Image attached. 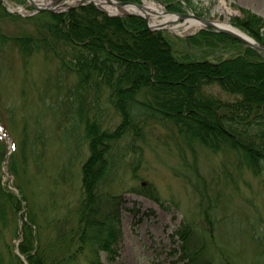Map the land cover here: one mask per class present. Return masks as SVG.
<instances>
[{
	"label": "trees",
	"instance_id": "1",
	"mask_svg": "<svg viewBox=\"0 0 264 264\" xmlns=\"http://www.w3.org/2000/svg\"><path fill=\"white\" fill-rule=\"evenodd\" d=\"M163 2L175 13L193 7L191 0ZM239 9L241 16L231 18V23L264 45V17ZM0 18L22 16L10 13L0 0ZM27 19L34 23L33 30L17 35L0 31V76L7 70L1 56L6 48L18 49L25 59V73L32 59L43 54L50 72L44 87L56 96V103L47 107L60 113L59 103L74 105L75 117L64 113L58 125L68 132L79 130V146L88 147V156L79 173L71 158L53 169L56 162L48 159L51 136L46 125L38 122L44 119L39 116L34 124L28 115L22 127L13 126L21 143L8 169L17 179L19 194L0 187V264H104L101 252L114 262L124 203L115 184L124 167L141 159L136 158L142 155L136 142L153 124L173 128L177 139L190 148L199 144L214 154L233 157L239 172L249 170L264 180V52L206 29L185 39L173 38L166 31L151 30L140 16H109L92 3L63 13L44 11ZM218 49L236 53L210 59ZM191 50L201 51L204 57H196ZM213 87L231 99L215 94ZM112 112L119 119L113 128L107 125ZM2 142L1 138L0 163L4 160ZM199 169L196 164V177L206 184L199 191L205 203L209 187ZM134 177L138 179L137 174ZM44 184L48 185L47 199L40 205L35 202L39 195L35 187L44 188ZM103 186L110 189L103 191ZM131 191L162 204L151 184ZM203 211L206 233L214 241L211 207ZM14 221L18 246L8 244L4 232ZM191 229L184 225L177 233L183 252L173 264H213L200 262L205 248L189 247Z\"/></svg>",
	"mask_w": 264,
	"mask_h": 264
},
{
	"label": "rangeland",
	"instance_id": "2",
	"mask_svg": "<svg viewBox=\"0 0 264 264\" xmlns=\"http://www.w3.org/2000/svg\"><path fill=\"white\" fill-rule=\"evenodd\" d=\"M67 1L69 0H65ZM149 1H155L162 6L158 0ZM191 1L193 7L187 8V12L202 13L204 17L218 22L231 24V18L241 16L239 8L249 9L264 17V0ZM3 5L8 11H20L22 19L0 18V31L17 35L23 30H33L34 23L27 19L28 15L33 13V10L28 9L29 3L20 4L15 0H4ZM162 7L167 11L166 7ZM179 24L184 26L171 29L176 27L171 25L163 31L173 38L183 39L201 31L187 29L188 25L185 23ZM179 47L184 53L188 52L184 44H179ZM215 52L217 54H211L210 59H223L236 53L235 50L224 49ZM191 53L199 58L204 57L199 50H191ZM1 56L7 70L0 76V133L3 134L0 139H3L4 144V160L0 163V187L18 194L17 179L10 174L8 162L21 143L19 132L16 130L22 127L23 117L28 115L32 116L31 121L34 124L40 119L39 116L44 119L38 122L46 125L47 135L51 136L48 159L56 162L52 168L58 169L57 164L62 166L67 158H71L79 173L81 163L88 156V147L85 144L79 146V130L68 132L64 125H58L59 117L64 113L70 118L75 117L74 105L66 101L59 103L60 113L53 111L54 108H48L56 103V96L53 95L54 92L48 93L44 87V81L50 73L44 55L35 56L27 65L26 73L22 68L25 59L18 49L6 48ZM211 91L225 100L231 99L217 87H213ZM60 94L66 95L64 92ZM41 111L48 113L42 116L39 114ZM118 122L119 119L115 118L113 112L108 115V127L113 128ZM14 125H17L15 130ZM54 132L59 133L60 137L54 135ZM176 133L171 127L153 124L146 129L144 138L136 142L138 147L140 146L138 154H142L136 158L141 159L134 160V164L129 168L124 167L123 175H120L117 185L115 184L117 192L124 198L118 224L121 237L115 245L118 256L114 262H110L107 253L101 252L103 263L173 264L181 258L183 252L177 233L184 225H188L192 228L189 247L193 250L205 248L200 262L264 264V180L249 170L239 172L233 157L214 154L199 144H194L193 148L186 146L185 142L177 139ZM197 157L198 162L195 161ZM131 159L130 156L127 161ZM196 164L200 167L201 176L207 179L209 187L205 197L208 201L204 199L205 203L204 194L202 198L199 191H203L206 184L198 181L194 170ZM50 172L53 173V170ZM136 174L138 179H134ZM143 184H146V187L151 184L162 204L131 191L132 188L139 189ZM43 186L44 188L35 187L39 194L35 202L40 205L45 204L47 199L45 190L48 185ZM108 189V186L102 187L103 191ZM66 194L70 197L71 191L68 190ZM209 206L216 225L214 241L205 230L203 210H207ZM17 226V221H14L4 231L8 244H19V240L13 236ZM21 227L22 223L19 224V228Z\"/></svg>",
	"mask_w": 264,
	"mask_h": 264
},
{
	"label": "bare ground",
	"instance_id": "3",
	"mask_svg": "<svg viewBox=\"0 0 264 264\" xmlns=\"http://www.w3.org/2000/svg\"><path fill=\"white\" fill-rule=\"evenodd\" d=\"M38 6L42 7H55L60 6L61 8H67L69 6L77 5L83 1H93L98 4L102 9L106 10L110 14H120V13H137L146 16L149 23L155 27L168 28L171 25H176L171 29H175L180 26L179 17L174 14L167 13L162 6H159L155 1L143 0V7L140 8L135 5L121 6L115 3L114 0H69L65 3H59V0H32ZM179 24V25H178ZM188 25L187 29L194 28L200 29L203 27L202 22L195 19H188L185 23ZM219 24L225 28L230 29V25L226 22H219Z\"/></svg>",
	"mask_w": 264,
	"mask_h": 264
},
{
	"label": "water",
	"instance_id": "4",
	"mask_svg": "<svg viewBox=\"0 0 264 264\" xmlns=\"http://www.w3.org/2000/svg\"><path fill=\"white\" fill-rule=\"evenodd\" d=\"M28 1L31 3V5L34 7V9L37 12H43V11H50V12H53V13H61V12H64V11H60L61 5L60 6L58 5V6H55V7H51V6H49V7H42V6L36 5L34 3V1H32V0H28ZM63 1L64 0H59V3L61 4ZM114 1H115V3H117V4L121 5V6L135 5V6H138L140 8L143 7L142 4H138V3L123 2V1H118V0H114ZM88 3H94L98 8H100L103 11H106V10L102 9L98 4H96L93 1H88ZM84 4L85 3H80L77 6H81V5H84ZM73 7H75V6H70L65 11L70 10ZM110 15L111 16H118V15H138V16H141V17H143V18H145L147 20L148 25H149V27L151 29H153V30L165 29L164 27H158V28L153 27L152 25L149 24L148 18L146 16L142 15V14H137V13H123V14H110ZM175 15H177L179 17V20L180 21H187L188 19L198 20V21L202 22L203 28L211 29V30H213V31H215L217 33L226 34V35L232 37L233 39H235L237 41H240V42L246 44L247 46H250L251 48H253L255 50L264 51V46L263 45L259 44L254 39H252L251 37H249L247 34H245L244 32L236 29L235 27H233L231 25H230V29H228V28H225V27L221 26L219 24V22L216 21V20L209 19V18H204V17H199V16H197L195 14H190V13H176Z\"/></svg>",
	"mask_w": 264,
	"mask_h": 264
}]
</instances>
